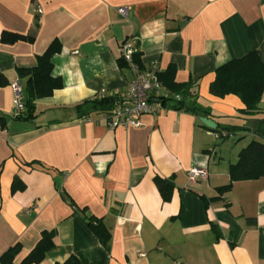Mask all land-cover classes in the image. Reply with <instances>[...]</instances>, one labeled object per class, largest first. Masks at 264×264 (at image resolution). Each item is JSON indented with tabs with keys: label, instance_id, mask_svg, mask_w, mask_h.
Segmentation results:
<instances>
[{
	"label": "crops",
	"instance_id": "1",
	"mask_svg": "<svg viewBox=\"0 0 264 264\" xmlns=\"http://www.w3.org/2000/svg\"><path fill=\"white\" fill-rule=\"evenodd\" d=\"M2 32L32 41L0 42V257L18 245L19 264L53 230L55 245L38 264L70 256L79 264H264V177L218 191L240 150L264 143V92L253 114L241 112L236 95L209 92L226 62L255 50L264 63V0H0ZM126 40L143 67L156 63L174 70L175 83L192 82L205 114L166 102L139 127L111 129L99 112L76 108L102 91L125 92L132 74L117 60ZM53 41L51 74L62 88L14 118L11 82L27 100L17 68L35 67ZM193 166L205 177L190 181ZM156 178L172 182L168 200ZM92 217L109 233L105 244Z\"/></svg>",
	"mask_w": 264,
	"mask_h": 264
},
{
	"label": "trees",
	"instance_id": "2",
	"mask_svg": "<svg viewBox=\"0 0 264 264\" xmlns=\"http://www.w3.org/2000/svg\"><path fill=\"white\" fill-rule=\"evenodd\" d=\"M38 24V23H36ZM18 41H32V36H24L10 32H2L0 42L12 44ZM60 51V45L53 41L47 49L37 56V64L32 68H17L18 75L26 77L27 100L25 101L26 112L30 111L34 100L51 96L54 90L61 89L63 84L59 77L52 76V61L54 54ZM139 53L133 56L134 62L143 67L138 61ZM120 69H128L127 63L122 56L117 60ZM174 70L170 68L167 72H159L158 78L160 84L169 90L173 95L180 96L179 100H174L170 96L162 98L163 103H172V108L177 110H186L195 115L205 114V111L196 106L193 101L195 97V86L192 82L175 83L173 79ZM5 83V79L0 75V85ZM209 92L216 97H224L228 94L236 95L243 103V114H253L258 110L262 92H264V63H262L257 51H250L244 56L232 59L215 71V78L209 86ZM116 97L105 95L93 100L84 101L76 106L79 110L86 113L109 111L115 104ZM83 108V109H81ZM28 110V111H27ZM227 131H234L237 128H224ZM220 132L217 129L212 130ZM228 133V132H227ZM264 177V143L251 141L246 147L242 148L238 154V159L229 166L230 181L226 186L218 188L219 192L230 189L232 183L237 180H251ZM156 185L162 196V199L168 200L172 191V182L170 180L156 178ZM89 226L96 233L102 243L109 240L107 233L101 225H94L91 222L94 218H89ZM55 232L42 231L40 238L30 251V253L19 264H38L46 253L54 247ZM19 250L15 245L9 248L0 257L2 264H14L13 260ZM62 264H79L74 256H70Z\"/></svg>",
	"mask_w": 264,
	"mask_h": 264
},
{
	"label": "built area",
	"instance_id": "3",
	"mask_svg": "<svg viewBox=\"0 0 264 264\" xmlns=\"http://www.w3.org/2000/svg\"><path fill=\"white\" fill-rule=\"evenodd\" d=\"M37 12L40 13V9ZM117 12L125 16L127 8H118ZM136 52L137 49L131 41L126 40L122 43L121 56L127 63L132 78L127 83L123 94L119 92L111 94L116 97L114 106L109 111L100 113V116L106 121L107 127L111 129L128 126L139 127L142 115L157 116L165 110L162 101L164 95L160 91L161 84L158 78L160 68L156 63H151L147 67H140L133 59ZM10 87L13 94L12 115L14 118H21L25 115V99L20 81L11 82ZM100 95L105 96V91H102ZM170 97L174 100H179L180 98L178 95H171ZM219 133L220 136L226 135L224 132ZM205 175V170L200 167L193 166L187 170V177L190 181L203 178Z\"/></svg>",
	"mask_w": 264,
	"mask_h": 264
},
{
	"label": "water",
	"instance_id": "4",
	"mask_svg": "<svg viewBox=\"0 0 264 264\" xmlns=\"http://www.w3.org/2000/svg\"><path fill=\"white\" fill-rule=\"evenodd\" d=\"M199 120L209 130H216L217 124L211 119L201 117Z\"/></svg>",
	"mask_w": 264,
	"mask_h": 264
}]
</instances>
